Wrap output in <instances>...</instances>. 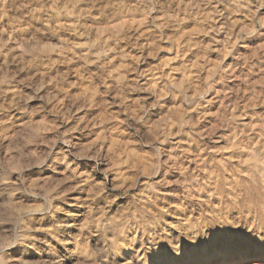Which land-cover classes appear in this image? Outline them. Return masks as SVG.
Instances as JSON below:
<instances>
[{
	"label": "clouds",
	"instance_id": "clouds-1",
	"mask_svg": "<svg viewBox=\"0 0 264 264\" xmlns=\"http://www.w3.org/2000/svg\"><path fill=\"white\" fill-rule=\"evenodd\" d=\"M0 264H264V0H0Z\"/></svg>",
	"mask_w": 264,
	"mask_h": 264
}]
</instances>
